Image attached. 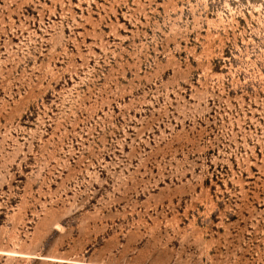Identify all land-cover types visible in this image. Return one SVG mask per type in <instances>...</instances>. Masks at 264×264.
<instances>
[{
	"label": "rangeland",
	"instance_id": "1",
	"mask_svg": "<svg viewBox=\"0 0 264 264\" xmlns=\"http://www.w3.org/2000/svg\"><path fill=\"white\" fill-rule=\"evenodd\" d=\"M0 264H264V0H0Z\"/></svg>",
	"mask_w": 264,
	"mask_h": 264
}]
</instances>
